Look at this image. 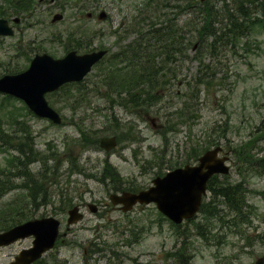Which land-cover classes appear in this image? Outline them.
I'll return each mask as SVG.
<instances>
[{
  "label": "rangeland",
  "instance_id": "1",
  "mask_svg": "<svg viewBox=\"0 0 264 264\" xmlns=\"http://www.w3.org/2000/svg\"><path fill=\"white\" fill-rule=\"evenodd\" d=\"M143 1L98 0L85 4L84 0H37L31 13L7 17L10 21L20 17L22 21L15 26L14 37L0 39V78L27 70L37 54L64 57V44L54 39L65 40V35L82 33L84 38L77 37L76 44L82 41L89 45L79 50L80 54L98 49L109 51L86 81L92 80L109 66L113 53L136 38L133 33L123 40L131 21L126 22L125 17L137 16L136 7ZM214 1L221 8L222 3ZM96 4L101 7L94 9ZM228 5L234 8L233 2ZM101 10L108 14L105 21L97 17ZM88 12L94 13L92 19H87ZM57 13L64 14V20L52 23ZM211 41L193 43L194 49L179 59L183 63L174 66L178 68L177 79L148 111L124 107L118 100L111 105L112 100L104 98L107 94L99 93L101 89L107 92L104 87L92 88L86 95L87 107H80L74 87L46 96L65 119L61 125H54L36 117L23 103L12 97L6 99L0 93L2 129L12 141L21 129L30 131L34 148L40 153L31 169L34 175L40 172L35 178L40 179L43 192L37 197L39 205L32 208L31 218L52 216L62 223L61 238L41 264H179L183 261L179 249L185 246L193 256L190 264H255L264 254V177L249 172L246 166H241L239 174L234 153L238 144L250 136H259L255 133L264 121V29L257 27L237 46L217 43L212 49ZM205 73L216 76L218 85L208 94L202 85L197 98L192 94L196 87L190 86L203 81ZM184 100L192 107L187 116L180 110ZM152 119L157 122L152 123ZM81 131H95L99 139L116 136L119 144L110 153L99 147L91 149L87 139L81 138ZM218 145L231 152L228 181L239 182L245 176L248 202L243 209L245 217L236 230L223 227L222 222L214 224L211 233H219L220 241L196 236L193 223L185 222L177 229L153 204L136 206L125 214L110 203V194L145 190L155 178L187 164H197L200 156ZM3 158L0 154V169L6 165ZM110 168L120 180L109 177ZM228 176L220 175L219 183ZM26 197L27 190L23 188L6 194L0 200V220H5L8 208L15 215V204L29 212L30 201ZM205 201H211L210 193ZM90 203L97 205V213L88 209ZM75 205L84 207L85 218L68 226V211ZM226 217L229 223L225 225L231 224V216ZM202 219L200 213L195 221ZM31 244L32 239L27 238L0 248V264H11ZM175 253L178 259L173 257Z\"/></svg>",
  "mask_w": 264,
  "mask_h": 264
},
{
  "label": "trees",
  "instance_id": "2",
  "mask_svg": "<svg viewBox=\"0 0 264 264\" xmlns=\"http://www.w3.org/2000/svg\"><path fill=\"white\" fill-rule=\"evenodd\" d=\"M169 1L171 0H144L138 4V15L125 17L126 22L131 21L126 23L129 29L124 38L133 34L134 28H138L136 38L112 54L109 66L102 68L90 82L67 85L63 91L77 87L74 91L78 95L79 106L87 107L86 95L89 91L92 88L104 87L107 92L101 89L99 93L107 94L104 98L112 100L111 105L118 100L124 107L148 111L156 106L153 105L157 103L162 90L165 92L170 82L177 79L178 68L174 66L183 63L179 59L186 56L193 43L202 44L213 39L209 45L212 49L217 43L237 46L240 40L248 38L257 27L264 29V0H218L222 3L221 8H217L214 0H179L181 4L172 7V11L168 10ZM35 2L36 0H0V18L30 13ZM228 2L234 3L233 9ZM77 37L82 40L78 33H71L65 35V40L56 38L54 41L62 42L66 51L86 48L82 41L76 44ZM204 76L203 81H197L196 86H190L196 87L192 94L197 98L200 97L202 85L207 94L218 85L216 76L209 73ZM182 110L190 112L191 104L185 103ZM15 122L21 124L18 120ZM12 128H15V124ZM258 129L255 133L258 137L250 136L247 141L238 144L234 151L239 174L241 166H246L249 172L254 171L264 177V145L260 147V144L264 143V121ZM15 134L20 135L12 141L10 134L0 129V150L7 145L9 150L4 159L6 165L0 169V200L9 192L23 188L27 190L26 198L30 201L29 212H25V207L15 204V215H12L8 208V212L4 213L5 220H0V231L22 223L23 219H30L32 208L39 205L36 204L37 197L39 199L43 192L39 184L40 179L35 178L40 172L34 175L31 169V166L39 161L36 157L40 155L34 148L32 134L25 129ZM81 138L87 139L89 148L99 147L97 132L81 131ZM256 148L259 150L256 151ZM107 173L112 180H120L112 168L108 169ZM241 177L239 182H229V176L222 183H219V176L209 181L208 191L212 202L203 204L202 221L196 223V218L188 221L189 224H195L196 236L205 238L206 241H220L219 233H211L215 223L222 222L223 227L234 230L240 227L245 217L243 209L248 206L245 187L247 182L243 179L245 176ZM261 195L264 197V191ZM226 216H231V224L225 225L228 222ZM188 250L187 246L179 249L183 258L179 264H190L193 256ZM177 255L175 253L173 257L178 259Z\"/></svg>",
  "mask_w": 264,
  "mask_h": 264
},
{
  "label": "water",
  "instance_id": "3",
  "mask_svg": "<svg viewBox=\"0 0 264 264\" xmlns=\"http://www.w3.org/2000/svg\"><path fill=\"white\" fill-rule=\"evenodd\" d=\"M105 17L106 14L101 13L100 18ZM62 18V15H56L54 22ZM13 34L14 31L9 27L8 21L0 19V36ZM105 54V51H101L78 56L76 52H72L61 60H54L48 55L37 56L27 72L1 79L0 91L25 100L38 116L61 123L60 116L48 106L44 95L58 89L66 82L84 78ZM116 145L115 137L101 139V147L108 152ZM220 151V147L208 151L199 159V165H187L185 168L168 173L163 178L155 179L154 186L148 190L138 194L129 192L121 195L113 194L110 197L111 201L115 205H123L121 209L124 212L131 210L137 203H155L157 208L176 224L191 219L200 209L210 178L215 174H228L230 171L225 164L228 158L218 157ZM89 207L93 213L97 212L95 205ZM69 215V225L83 219L78 206L71 209ZM59 225L60 222L54 218L30 221L0 234V246L10 245L20 238L34 236L33 247L22 251L14 263L31 264L55 246ZM256 264H264V256L259 258Z\"/></svg>",
  "mask_w": 264,
  "mask_h": 264
},
{
  "label": "bare ground",
  "instance_id": "4",
  "mask_svg": "<svg viewBox=\"0 0 264 264\" xmlns=\"http://www.w3.org/2000/svg\"><path fill=\"white\" fill-rule=\"evenodd\" d=\"M181 3H180V1L179 0H171V1H169L168 2V6H169V11H172V10H170L172 7H174V6H178V5H180ZM137 30H138V28H134V33H137Z\"/></svg>",
  "mask_w": 264,
  "mask_h": 264
},
{
  "label": "flooded vegetation",
  "instance_id": "5",
  "mask_svg": "<svg viewBox=\"0 0 264 264\" xmlns=\"http://www.w3.org/2000/svg\"><path fill=\"white\" fill-rule=\"evenodd\" d=\"M12 263H13V262H12ZM12 263H11V264H12ZM36 263H37V262H36ZM36 263H34V264H36Z\"/></svg>",
  "mask_w": 264,
  "mask_h": 264
}]
</instances>
